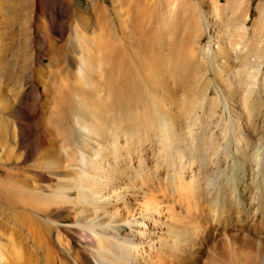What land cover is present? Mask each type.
I'll return each mask as SVG.
<instances>
[{
	"label": "rangeland",
	"instance_id": "obj_1",
	"mask_svg": "<svg viewBox=\"0 0 264 264\" xmlns=\"http://www.w3.org/2000/svg\"><path fill=\"white\" fill-rule=\"evenodd\" d=\"M29 2L27 37L19 33L17 25L11 28L18 59L9 66L5 51L9 40L1 13L9 0H0L2 264H23L22 258L28 252L35 257L32 238L40 231L34 225L26 227L25 222L26 217H35L31 212L35 208L40 210L35 218L59 258L55 264H78V252L84 253L88 264H96L92 256L96 245L88 242L89 237H82L81 224L94 223L106 240L119 236L117 227L125 224L135 242L140 225L120 222L124 214L128 216L126 222L131 219L122 206H133L132 194L135 191L139 195L135 182L140 180V174L145 177L156 170L163 172L165 145L159 132L161 124L167 129L170 166L182 164L187 170L186 182L191 170L205 174L209 182L213 178L212 185L234 176V181H238L233 184L235 196L242 192L244 197L264 195V0ZM62 3L67 5L66 20L57 16ZM77 5H85L86 9ZM81 11H85L83 16ZM22 38L25 41L21 44ZM48 40L55 46L66 43L71 49L56 70L44 54ZM79 47L90 53L83 73L77 70ZM79 113L85 116L81 124L90 130L93 127L104 159L97 158L108 168L99 176L108 186L98 193L97 201L88 193L85 202L79 201L74 189L71 196L63 195V190L73 183L71 177L82 176L79 171L75 173L79 163L70 148L74 141L72 122ZM77 143L82 147L81 142ZM90 154L86 149L85 159ZM113 157L120 162L114 164ZM53 170L60 172L54 174ZM120 174L123 180L111 182V177ZM200 182L192 184L195 199ZM203 183L202 180V186ZM181 201L172 203L176 206L171 204L180 227L168 238L183 250L188 248L189 239L195 241L191 253L198 252L202 245L196 264L222 257L226 252L224 238L207 232L210 227H203L207 230L200 235L201 225L196 226L191 216L188 226ZM97 202L107 204L106 211L97 209L93 213L91 207ZM92 214L98 216L93 219ZM144 224L142 229L147 237L150 233L149 243L153 242L155 248L157 235L164 233L166 227L160 230L158 223ZM186 225L193 231L185 229ZM103 226L107 234L101 233ZM201 236L204 241L199 245ZM244 238L248 240L239 236V241ZM142 241L137 246L138 253L142 245L143 252L148 249V242ZM250 241L247 246L237 243L236 252L264 259L262 240ZM143 252L136 253V259L143 255L148 261ZM134 259L132 255L127 263L135 264Z\"/></svg>",
	"mask_w": 264,
	"mask_h": 264
},
{
	"label": "bare ground",
	"instance_id": "obj_2",
	"mask_svg": "<svg viewBox=\"0 0 264 264\" xmlns=\"http://www.w3.org/2000/svg\"><path fill=\"white\" fill-rule=\"evenodd\" d=\"M29 1L30 0H9V3H7L8 5L6 6V8L1 12L5 16L4 22L6 25V29L8 30V31L6 30V37L9 41H7L8 43H7V46L5 47V51H6V60L9 64V66L15 64L17 59H18L17 58L18 57L17 56V49L15 47V42L12 38L13 33H14L13 29L15 28L14 26L17 25L19 27V33L23 34L24 37H27V32L25 30V24L27 23V20H28V17H26V14H28V12L31 10V3ZM86 5H87V3H86ZM66 7H67V5L66 4L64 5L62 3V9L57 10V16L61 20H66V17H67L65 14ZM92 7H91V9L94 11L95 6H92ZM77 8H81L82 10L83 9L85 10L86 6L85 5H83V6L77 5ZM84 12L81 11L80 16H83L82 14ZM79 20H80V24H81L79 26L84 25V21L81 19V17ZM12 27H14V28L11 29ZM81 28H83V27H81ZM23 41H25V38H22L21 44ZM79 48L80 49H79V55L78 56H79L80 67H78L77 70L79 73H83L85 64H86L87 60L90 58V53L88 51H84L81 47H79ZM70 52H71V49H70V47L66 46V43H63L62 45L55 46V45H53L52 40H48L44 54L48 57L49 62L52 64V68L54 70H56V69H59L58 63L65 61L66 57L68 58V56L70 55ZM57 72L60 73L59 70H57ZM81 75H83V74H81ZM128 95H129L128 96L129 98L133 97L132 94H128ZM249 115H251L250 112H249ZM251 117H252V115H251ZM84 120H85V116L81 113H79L78 115H76L74 117V120L72 122L73 126H74V130H73L74 141L72 143L73 145L70 146L72 154L75 155L76 160L79 163V164L75 165L76 166L75 173H77L79 171V172H81L82 176L78 177V179H75V176H72L71 179L73 180V183L71 184V187H67L66 189L63 190V195L65 197L71 196L72 190L74 189L77 192L76 199H78L79 201L84 200V202H85V198H86L87 193L90 194L92 197H95L94 199L97 201L96 198L99 195L98 193H100L104 187L108 186V185L105 186V184H103V182L99 180V178L101 177L100 174H104L105 170L108 168H105L103 165L104 163H102L97 158V156H99V157H102V159H104L103 155L101 154L100 144L97 142L96 133L93 131V127L91 126L92 130H90V129L86 128L85 125L81 124V121L83 122ZM145 123L147 124L146 121H145ZM146 126L147 125H145V129H146L145 131H147ZM263 128H264V126H263ZM154 129L155 128H153V130ZM159 130H157V133H158V131L160 133L162 132L163 137L162 136L161 137L163 138L162 140L164 141V145H165V154H164V150H163V154H164L163 156L164 157L162 160V163H164L165 169L163 166V172L159 173L156 170V172L154 171L153 174L151 173L149 175V173H148V175H146L145 177L144 176L142 177V174H140V176L142 178L140 177V180H138V182H135L136 183L135 186L138 189L137 193H139V195H136L135 191L132 194L133 195L132 199L134 202L133 206H129V207H125L126 205L122 206L123 209L127 210L126 213L130 216L131 219L128 222H126V220L128 219V216L126 214H124V219H122L120 222H123L126 224H129V222H131V223L136 222V223H139V225H140L138 228L139 233L137 234L139 236L136 235V238H135L136 241L134 242L133 239H130L129 234L127 233V232H129L130 228H129V226H127L125 224H122V225L117 227V230L119 232V236L114 235V236L109 237V239H107V240L102 237V234H99L96 231V226L94 223L92 225H83V224H81L82 226L79 225L80 233H81L82 237L84 239L89 237L88 242L90 244L94 243L96 245L94 251H92V253H93L92 256H93V259L96 262V264H128L127 262L132 255H133V258L135 257V259H134L135 264H141V262H142V264H196L197 259L200 260V258H201L200 251L203 252L202 251L203 249L201 248L202 247L201 244L204 241L203 236H201V239H200L201 240V242L199 244V245H201L199 248L200 250H197L198 252H195V251H194V253L192 252L193 255L190 252V249L194 248V246L196 247L195 241L191 242L193 240L189 239V242L187 241L188 242L187 243L188 248L187 249L185 248V250H183V248H178V246L172 242L173 240L171 241L168 238V236H170V233L172 231H174V232L176 231L177 233L179 232L178 228L180 226L178 227L176 225V223L178 222L179 219L177 218V222H176V218H175L176 216H175V212H174L175 209H174V207L171 206V204L177 203L181 200H183L184 201L183 203L185 204L184 205L185 211L184 210H182V211L186 212L187 214L186 213H184V214L188 215V218H186V215H185L186 220L184 222H186V224L188 222L187 219H189V216H191L190 218L193 219V222L195 220V223L197 224L196 226L201 225V230L200 231L198 230L200 232V235L203 234L207 230V229L204 230V228L209 229V227H210V229L207 230V232H209L210 234L215 232V234L220 235V237L222 236L225 240V242H224V245L226 246L225 254L224 253H223L224 255L221 254V255H223L222 257L218 254L220 257H214L211 261H208L207 264H256V263L257 264H264V259L262 258V256H260V258L257 257L258 259H255V257H253L252 255H247V254L239 255V253L236 252V250L238 249V248L236 249L237 243L240 242L242 244V246H247L248 242L250 240H252V241H250L252 243L260 242L262 240V244L264 247V197H263L264 195L263 196L262 195L261 196L260 195L250 196V197L249 196L247 197L245 195L246 197H244L243 192L242 193L240 192L241 195L239 194L238 197L235 196L233 193V184H235L238 181H236V182L234 181V179H235L234 176L230 177L228 179L226 178L224 182L221 181L219 183L217 181H214L217 183L212 185L211 182L213 181L212 180L213 178L211 179V182H209V179L206 180V178L204 177L205 174L203 176L202 175L203 173L202 174L201 173L196 174L194 172L192 173V170L188 169L191 171L187 175L188 182H186L185 181L186 177L184 176V171L187 172V170H183L184 169L183 165L180 164L178 166L179 168L178 167L171 168V166H170L171 164L169 162H171V161H170V159L168 157V153H167L168 152V144H167L168 137L166 134L167 129L165 128V126L163 124H161ZM89 134H91V136H89ZM126 136H127V134H126ZM128 136L130 137V135H128ZM77 142H81L80 145H82V147L78 146ZM210 146H211V144H210ZM86 149H88V151L91 152L89 159H85V156H84ZM206 151H207V149H206ZM242 152H243V150H242ZM207 155H209V153ZM161 157H162V155H161ZM114 158H116V157H113L114 164H117L120 162V160H114ZM179 158H182V157L180 156ZM247 159H249V158H247ZM244 160H246V159H244ZM192 161H194V160H192ZM246 161H248V160H246ZM252 164L253 163H251V165ZM199 166L202 167V165H199ZM240 166H241V164H240ZM255 167H257V166H255ZM243 169H244V167H243ZM52 172L54 174H58V172H60V171L53 170ZM113 173L114 172H112L111 174L113 175ZM212 174H214V173L212 172ZM227 174H229V173H227ZM240 175H238V176H240ZM208 176H209V174H208ZM121 177H122V174L114 176L113 178L111 177V180L113 179L111 182H116L117 180L118 181L123 180L124 178H121ZM202 177H203V179H202ZM98 180H99V182H97ZM193 180H195L194 181L195 183H198L200 180L201 184H202V180L204 181V183H203L204 186H202L201 184L198 185V190L196 192V199H195L194 195L192 194V184H194ZM235 189H236V187H235ZM253 190H254V188H253ZM242 191H243V189H242ZM244 191H246V190H244ZM258 192H259V190H258ZM252 194H253V192H252ZM135 195L140 196V197H136ZM179 198L181 200H179ZM139 199H140V201H137ZM43 202H45V201H43ZM106 205L107 204L97 202V205L91 207L92 208L91 210H93V213L96 212L97 209L101 210L103 212V211H106L105 210ZM172 205L176 206V204H172ZM31 212L35 217L40 215L39 209L35 208ZM80 214H81L80 220H83L84 217L82 216V213H80ZM115 215H116V212L114 213V216ZM176 215L178 216L179 214L176 213ZM24 216H26V215H24ZM97 216L98 215L94 214L93 219ZM35 217H26V221H25L26 227H29V225H34V227L37 226L38 230L40 231L39 234L35 233V235L32 238V247H33L32 251L35 252V257L32 258V256L28 252L26 254L25 258H22L23 264H55L56 263L55 260L59 259L57 257V253H56L54 247L52 246V244L50 243L49 239L47 238L44 228L39 224L38 220ZM182 218H184V217H182ZM101 220H102V218H101ZM118 220H120V219H118ZM144 221L149 222L150 225H151V223H153V224L158 223L159 225H161L160 230H161V227H163V228L166 227L165 228L166 231L164 230L166 232V234H165V232L161 233V231L159 230L160 235H157L158 237H157V242L155 243V245H156L155 248H153L154 247L153 246L154 244H152L153 242L149 243V240H151V239H149L150 233L148 232L149 237H147L145 234L147 232L144 229H142V227H146L144 224ZM96 222H98V221H96ZM177 224H179V223H177ZM205 224H207V225L209 224L210 226L206 227V226H204ZM98 225L100 226V224H98ZM181 225H183V224H181ZM187 225H186L185 229H187L188 231L190 229V231L192 232L193 230H191V227L188 228L189 225L188 226ZM193 225H194V223L192 224V226ZM102 228L103 229H100L101 233L107 234L106 231L104 230L105 226H103ZM195 228H197V227H195ZM185 229H184V231H185ZM188 231H187V233H188ZM232 231H236V234L235 233L230 234V232H232ZM185 232H184V234H185ZM195 232L198 233L197 230ZM187 233L185 234L186 236H187ZM151 235H153V234H151ZM189 236H190V238H192L191 234L190 235L188 234V237ZM239 236L240 237L244 236L248 240H245V238H244L243 240L239 241ZM187 239L188 238H186V240ZM193 239L195 240V238H193ZM140 240H141V242H140ZM142 240H145L146 242H148L146 244H149V246H148L147 251L145 249V252H146L145 253V252H143L144 249H142V247H143V245H142V247H140V249H139V253H141V254H142V252L145 253V258H147L146 256H148V261H147V259L145 260L142 257L143 255L140 257H137V259L135 256L136 253H137V255L139 254L137 246H139V244H143ZM205 241H207V240H205ZM180 242H183V241H180ZM196 242H197V244L199 243V241H196ZM225 246H224V248H225ZM256 247H258V246H256ZM195 249H197V248H195ZM222 250H224V249H222ZM262 251H263V248H262ZM180 253H182V254H180ZM195 254H196V257H195ZM215 256H217V255H215ZM1 261L2 260L0 259V264H2ZM75 261H77L76 263H78V264H88L87 263V257L82 252L77 253ZM5 264H8V262ZM9 264H11V263H9ZM200 264H205V263L201 262Z\"/></svg>",
	"mask_w": 264,
	"mask_h": 264
}]
</instances>
